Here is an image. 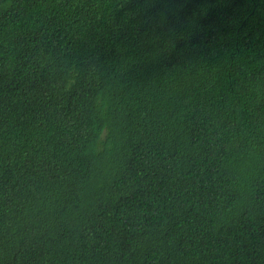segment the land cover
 I'll return each mask as SVG.
<instances>
[{"label": "trees", "instance_id": "16d2710c", "mask_svg": "<svg viewBox=\"0 0 264 264\" xmlns=\"http://www.w3.org/2000/svg\"><path fill=\"white\" fill-rule=\"evenodd\" d=\"M0 264H264V0H0Z\"/></svg>", "mask_w": 264, "mask_h": 264}]
</instances>
